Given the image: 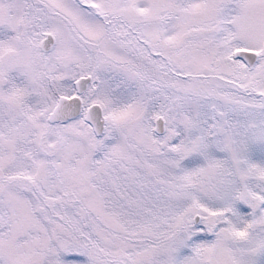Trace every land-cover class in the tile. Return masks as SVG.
<instances>
[{"label":"snow or ice","instance_id":"obj_1","mask_svg":"<svg viewBox=\"0 0 264 264\" xmlns=\"http://www.w3.org/2000/svg\"><path fill=\"white\" fill-rule=\"evenodd\" d=\"M0 264H264V0H0Z\"/></svg>","mask_w":264,"mask_h":264}]
</instances>
